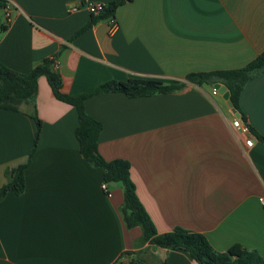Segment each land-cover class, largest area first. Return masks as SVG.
<instances>
[{
	"label": "crops",
	"instance_id": "0c3cea01",
	"mask_svg": "<svg viewBox=\"0 0 264 264\" xmlns=\"http://www.w3.org/2000/svg\"><path fill=\"white\" fill-rule=\"evenodd\" d=\"M12 1L0 63L18 73L54 58L62 92L74 97L135 78L185 84L170 94L87 99L86 113L103 126L99 153L130 163L159 234L179 227L205 235L219 252L240 246L264 260V72L245 85L237 111L252 129L251 148L232 127L228 101L213 94L217 83L186 80L240 69L264 51V0H132L116 10L115 31L99 21L78 36L92 15L69 7L113 0ZM35 109L42 131L25 191L0 201V264H129L123 255L139 251L142 264H198L183 251L148 246L140 227L126 228L123 188L102 189L103 170L80 151L76 108L56 99L44 76ZM32 113L33 106L0 109V188L6 170L32 153Z\"/></svg>",
	"mask_w": 264,
	"mask_h": 264
},
{
	"label": "trees",
	"instance_id": "16d2710c",
	"mask_svg": "<svg viewBox=\"0 0 264 264\" xmlns=\"http://www.w3.org/2000/svg\"><path fill=\"white\" fill-rule=\"evenodd\" d=\"M132 0H113L98 16L92 15V21L80 30L75 36L85 32L99 21L115 18L118 7ZM7 0H0V37L8 28L9 23L3 20V9ZM55 60L46 59L37 65L30 73H18L0 63V109L24 112V107L33 106L30 117L36 124L34 146L27 163L15 168L7 169V182L0 188V201L9 192L21 195L25 191V170L36 152L41 136L42 122L35 109V98L38 90V79L46 77L56 99L76 108L79 125L75 131L80 144L83 158L92 166L101 168L104 172V183L110 187L116 182L123 188L124 203L121 208L126 228L140 227L142 242L150 247L166 250L183 251L198 264H264L262 257L255 251H246L240 246H234L226 252L217 251L205 235L175 228L172 231L159 234L156 227L141 203L134 182L131 178V165L127 160H105L98 150L99 137L102 132V123L90 117L85 111V101L94 95L103 93H121L128 98L148 97L155 94H170L180 91L185 84L177 80L164 83L159 80L135 78L128 81H110L98 86L91 94L69 96L62 92V79L55 70ZM264 72V51L246 66L235 69L208 73H193L187 76L189 83L202 85L205 83H221L230 93V101L234 109L241 112L239 100L245 85L258 74ZM243 119L244 117L241 116ZM142 252L126 253L129 264H142L145 259Z\"/></svg>",
	"mask_w": 264,
	"mask_h": 264
},
{
	"label": "built area",
	"instance_id": "2783aa9c",
	"mask_svg": "<svg viewBox=\"0 0 264 264\" xmlns=\"http://www.w3.org/2000/svg\"><path fill=\"white\" fill-rule=\"evenodd\" d=\"M107 5L102 3H77L69 7L68 11L70 13H75L81 9H86L91 15L98 16ZM15 8V4L12 0H7V5L3 9V16L5 20L10 23L13 9ZM109 23L111 24L110 29L115 31L118 28V25L115 22V18H110ZM55 68L57 67V63L55 61ZM219 92L214 88L213 94L217 95ZM232 127L235 130L236 134H238L245 142V146L247 148H251L253 146V132L250 125L247 122H244L241 117H237L232 122ZM102 189L109 195V186L106 183L102 184ZM263 209H264V198L259 199Z\"/></svg>",
	"mask_w": 264,
	"mask_h": 264
},
{
	"label": "water",
	"instance_id": "95a60500",
	"mask_svg": "<svg viewBox=\"0 0 264 264\" xmlns=\"http://www.w3.org/2000/svg\"><path fill=\"white\" fill-rule=\"evenodd\" d=\"M215 89L218 90V92L223 95L224 99L228 101L229 105L232 107L233 109V112L236 114L237 117H240V113H238L234 108H233V105H232V102L230 101V93L228 91V89L226 88V86L222 85L221 83H217L215 86H214ZM111 187H116L117 186V183L116 182H111L109 184Z\"/></svg>",
	"mask_w": 264,
	"mask_h": 264
},
{
	"label": "rangeland",
	"instance_id": "374dc122",
	"mask_svg": "<svg viewBox=\"0 0 264 264\" xmlns=\"http://www.w3.org/2000/svg\"><path fill=\"white\" fill-rule=\"evenodd\" d=\"M3 16V15H2ZM4 18V17H3Z\"/></svg>",
	"mask_w": 264,
	"mask_h": 264
}]
</instances>
